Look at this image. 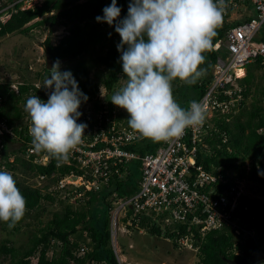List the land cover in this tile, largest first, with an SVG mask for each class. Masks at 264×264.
<instances>
[{
	"label": "trees",
	"instance_id": "16d2710c",
	"mask_svg": "<svg viewBox=\"0 0 264 264\" xmlns=\"http://www.w3.org/2000/svg\"><path fill=\"white\" fill-rule=\"evenodd\" d=\"M237 1L225 0L223 19L216 28L212 47L203 54L205 61L200 67L206 70L204 75L194 84L180 80L173 82L174 96L182 106L187 107L192 100L199 101L213 82V66L219 56V52L214 49L215 43L225 38L229 28L254 16L250 0L245 3ZM9 2H13L12 6L0 11V37L28 32L34 26L46 25L53 30L64 27L65 31L57 41L49 35L43 46L46 55L50 53L54 61L66 59L60 64L61 71L70 70L80 89L89 97L81 105L83 115L78 122H86L88 130L97 123L105 127L114 125L116 128H130L127 122L129 113L118 110L110 101L112 93L120 89L119 80L126 81V74L119 62L120 52L117 50L121 37L113 26L96 20L98 15H103V8L111 0H43L26 8L21 7L23 0H6L5 4ZM117 2L122 6L123 18L127 15L130 0ZM5 12L10 13V17L2 20L1 16ZM231 16L238 18L232 20ZM35 19L30 26L27 25ZM263 27L264 22L257 31V41L264 43V33L260 35ZM245 68L246 74L227 86L232 89L231 93L219 95L221 101L232 105L227 113L218 111L214 125L206 123L208 134L204 141L209 144V148L202 147L199 152V162L205 168L212 170L218 167L224 173L233 172L228 188L239 180L240 186L236 187L233 196L238 190H242V193L238 206L230 212L228 221L222 227L211 230L204 237H196L200 243L199 264H228L227 257H250L264 249V200L248 196L242 186L243 180L264 184V54L253 56ZM50 71L46 62L37 75L42 81L41 86L37 82L21 83L19 89H15L8 81L0 82V121L5 122L12 131L5 133L0 142V169L13 173L27 202L25 215L14 227L0 222V227L7 233L6 236L3 232L0 235V264H120L110 236V209L113 206L110 196L113 192L86 190L81 197L75 198L78 206L74 207L70 202L75 196L73 191L66 192L65 199H62L56 197V189H51L52 185L57 186L59 192L61 189L58 184L63 177L83 174L84 170L73 158L72 152L67 160H58L48 153L49 161L45 163L41 155L28 150L32 141L29 133L31 120L24 105L31 95L47 100L50 90L43 88V81ZM102 86L110 93V98L104 101L98 99ZM252 92L255 95L248 107L247 98ZM230 116L232 120H228ZM90 134L93 135L92 132ZM7 140L17 142L18 146L9 150ZM162 143L137 137L128 148L145 155L155 152ZM143 166L140 158L121 164L123 177L114 179V189L119 195H130L139 189L138 181ZM38 179L43 180V184ZM221 186L224 188L226 185ZM56 201L63 204L62 212L55 211L44 220L43 215ZM164 216V213L161 214V217ZM232 222H236L240 229L238 241L234 240L236 233ZM23 225L32 226V231L29 240L18 246L10 235L20 232ZM162 225L152 216L143 217L139 223L142 229L169 237L176 246L180 245L181 238L190 234L189 225L180 221L175 220L171 226ZM253 227L257 229V235L246 233ZM195 229L192 227V230Z\"/></svg>",
	"mask_w": 264,
	"mask_h": 264
},
{
	"label": "clouds",
	"instance_id": "9594fccd",
	"mask_svg": "<svg viewBox=\"0 0 264 264\" xmlns=\"http://www.w3.org/2000/svg\"><path fill=\"white\" fill-rule=\"evenodd\" d=\"M250 3L254 16H259L257 3L254 0H250ZM224 5L225 0H130L127 15L121 18L122 6L118 5L117 0H111L103 8V15L96 17L97 22L113 26L121 37L117 50L126 83L112 93L110 101L129 113L128 126L139 134L137 137L155 142L169 141L181 137L186 129L205 122L204 103L192 100L187 107L182 106L174 96L173 82L180 80L194 84L204 75L206 70L200 67L205 61L203 54L212 47L216 28L223 19ZM240 24L229 28L225 38L215 43L214 49L218 52L222 46L230 51L229 58L219 52L218 59L222 57L219 62H227L231 58L233 53L228 46V37ZM60 63L59 59L53 62L49 76L43 81V88L50 90L47 100L31 95L24 105L31 120L29 133L32 141L28 150L33 145L39 154L48 156V161V153L58 160H67L70 152L82 143L88 128L86 122L78 121L83 115L81 105L89 97L80 89L70 70L61 71ZM215 63L213 73L218 64ZM244 68L245 65L239 67L236 78L241 77L239 70ZM218 111L227 113L219 108L215 110V115ZM9 129L5 133H12ZM130 144H134V141ZM115 186L103 190L114 193ZM26 203L13 173L0 169V222L14 227L25 215ZM126 219H123L124 223ZM123 222L119 223V230ZM109 225L111 243L116 251L118 234L115 236L112 233L111 217ZM180 246L186 247L188 244L180 242ZM199 247L200 243L196 248H189L198 250ZM262 251L264 249L259 252Z\"/></svg>",
	"mask_w": 264,
	"mask_h": 264
},
{
	"label": "built area",
	"instance_id": "2783aa9c",
	"mask_svg": "<svg viewBox=\"0 0 264 264\" xmlns=\"http://www.w3.org/2000/svg\"><path fill=\"white\" fill-rule=\"evenodd\" d=\"M254 1L259 16L252 17L230 32L228 46L233 54L229 61L216 64L214 83L199 100L206 107V120L202 125L190 127L181 137L163 141L155 152L141 155L127 148L139 135L134 130L116 128L114 125L105 127L97 123L92 129L85 130L82 143L71 151L73 158L84 170L77 177L81 182L74 183L76 178L70 174L59 182V187L69 189V193L73 191V199L81 197L86 190H103L113 185L114 179L121 175L120 164L142 159L144 166L138 181L139 189L130 195L114 192L110 196L113 204L110 209L111 228L114 235L125 217L128 219L127 224L137 227L142 217L156 215L161 220L188 224L190 234L181 238L180 242L196 248L199 243L197 235L204 236L222 227L228 221L230 212L238 206L242 190H238L234 196L233 193L240 186L239 180L229 189V178H233V173H224L218 167L212 170L205 168L199 162V152L208 134L206 123L210 122V114L214 116L215 110L219 108L226 112L232 105L221 101L219 95L231 93L232 89H228L227 85L235 80L239 67L244 66L253 56L264 54V43L256 41L254 37L264 22V0ZM9 131L7 125L0 122V142L1 136ZM29 150L41 155L43 162L48 161V156L39 154L33 145ZM41 178L44 179V176ZM222 184L226 186L223 188ZM79 186L83 189L79 190ZM163 213L165 216L161 217ZM192 227L196 229L192 230ZM232 228L240 233L236 222H232Z\"/></svg>",
	"mask_w": 264,
	"mask_h": 264
},
{
	"label": "rangeland",
	"instance_id": "374dc122",
	"mask_svg": "<svg viewBox=\"0 0 264 264\" xmlns=\"http://www.w3.org/2000/svg\"><path fill=\"white\" fill-rule=\"evenodd\" d=\"M6 0H0V5H2L0 11L7 10L12 6L13 2L5 4ZM43 0H23L22 8L33 6L37 3H41ZM10 17V13L5 12L1 16L2 20H6ZM238 18V17H237ZM234 16H231L230 19H237ZM40 19V18H37ZM37 19L29 22L27 25H31ZM64 27H59L58 29H50L48 26H34L28 32L24 33H12L0 37V82L8 81L12 84V87L19 89L21 83H31L37 82L38 85H42V81L37 78L38 73L43 69L47 62V55L44 49L43 43L47 36H53V40L57 41L62 33H64ZM264 27L261 29L260 35L263 36ZM259 35V36H260ZM258 38V34L255 36V39ZM219 51L222 55H226V58H229L230 51L225 49L224 46L220 48ZM261 52H263L260 49ZM225 52V53H224ZM220 57L216 63L221 60ZM224 59V58H223ZM215 63V64H216ZM246 68H244L243 73L239 72L241 77L244 76ZM261 74V71H258ZM238 75V73H237ZM239 76V75H238ZM262 82V81H261ZM264 82V80H263ZM126 81L124 79L119 80V88L123 87ZM253 88V87H252ZM255 89V87L253 88ZM255 93H250L247 98V106L251 105L252 99L254 98ZM110 96V93L102 86L101 91L98 95L99 100H107ZM89 103L86 104L88 108ZM118 110H125L116 106ZM231 117V118H230ZM228 117V120H232V116ZM216 117L210 114L209 120L211 123L216 122ZM31 122V121H30ZM9 145V150H13L14 147L18 146V143L6 141ZM204 148H209V144L205 141L203 142ZM14 156H11L13 158ZM123 164V163H122ZM121 166V164H120ZM247 167H250V161L247 163ZM231 172V171H230ZM121 173V170H120ZM233 173V172H231ZM77 177V175H73ZM123 173L118 177L121 179ZM71 179V177H69ZM116 179V178H115ZM74 180V179H72ZM38 182L43 184V180L38 179ZM80 183L81 180L77 179L73 181ZM116 184V183H115ZM107 186L105 188H111L112 186ZM242 186L248 196L252 198H257L264 200V184L258 182H252L250 180H243ZM83 189L82 186H79ZM104 188V189H105ZM51 189H56V197L63 198L64 192L59 190L57 186L52 185ZM80 189V190H82ZM48 190V189H47ZM96 190V189H92ZM102 191V190H96ZM68 192V191H67ZM60 194V195H59ZM80 200V199H79ZM78 200L70 199V202L74 207L78 206ZM63 204L59 201L52 203L49 206L48 213L43 215V219L47 220L48 216H52L55 211L62 212ZM152 217L159 221L163 225H172V221L161 220L160 216L152 215ZM126 219V217L124 218ZM128 221V219H126ZM123 222V221H122ZM162 225V227H163ZM32 226L23 225L22 230L16 234L10 235L13 243L15 245L25 244L31 235ZM6 236L7 233L2 230L0 227V235ZM246 233L251 235H257V229L251 228L247 230ZM118 234V235H117ZM116 246V255L120 260V264H199L198 250L190 249L188 246H176L174 241L165 235H157L150 232L149 230L137 228L136 226L129 225L126 222L120 225V230L118 229L117 233ZM115 235V236H116ZM234 240L238 241L239 236L235 234ZM236 253H239L236 251ZM256 257L254 260H251L250 264H264V256ZM37 260V259H35Z\"/></svg>",
	"mask_w": 264,
	"mask_h": 264
},
{
	"label": "water",
	"instance_id": "95a60500",
	"mask_svg": "<svg viewBox=\"0 0 264 264\" xmlns=\"http://www.w3.org/2000/svg\"><path fill=\"white\" fill-rule=\"evenodd\" d=\"M59 61L62 63L64 61H66V59L61 58V59H59ZM53 62H54V60L51 58L50 53H47V67L48 68H51ZM263 256H264V251H262V252H256L253 255H251L250 257H243L241 259L226 258V260H227V262L229 264H250L251 263V260H254L256 257H263Z\"/></svg>",
	"mask_w": 264,
	"mask_h": 264
},
{
	"label": "bare ground",
	"instance_id": "6f19581e",
	"mask_svg": "<svg viewBox=\"0 0 264 264\" xmlns=\"http://www.w3.org/2000/svg\"><path fill=\"white\" fill-rule=\"evenodd\" d=\"M239 72H240V73H241V72L243 73V69L239 70Z\"/></svg>",
	"mask_w": 264,
	"mask_h": 264
}]
</instances>
